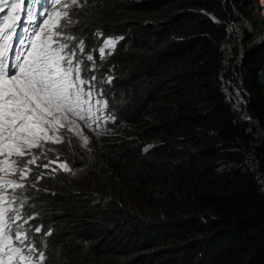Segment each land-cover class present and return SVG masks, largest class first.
Wrapping results in <instances>:
<instances>
[{"label": "trees", "instance_id": "16d2710c", "mask_svg": "<svg viewBox=\"0 0 264 264\" xmlns=\"http://www.w3.org/2000/svg\"><path fill=\"white\" fill-rule=\"evenodd\" d=\"M89 5L67 28L83 30L86 52L101 46L97 30L124 37L97 61L98 78L113 77L102 87L115 123L86 133L90 151L57 145L75 175L26 193L45 264H264V42L252 0Z\"/></svg>", "mask_w": 264, "mask_h": 264}, {"label": "snow or ice", "instance_id": "6c2138e0", "mask_svg": "<svg viewBox=\"0 0 264 264\" xmlns=\"http://www.w3.org/2000/svg\"><path fill=\"white\" fill-rule=\"evenodd\" d=\"M85 6H91L89 0H0V264L49 260L47 242L38 247L30 236L41 233L43 225L30 223L39 213L22 212L33 199L26 193L39 192L36 185L45 176L60 171L75 175V170L48 146L71 145L65 139L70 134L90 151L84 129L99 138L111 131L109 122L115 123L102 87L113 77L98 78L97 61L112 55L124 37L105 38L97 30L94 35L102 44L86 52L83 30L66 31L79 23L73 18Z\"/></svg>", "mask_w": 264, "mask_h": 264}, {"label": "rangeland", "instance_id": "374dc122", "mask_svg": "<svg viewBox=\"0 0 264 264\" xmlns=\"http://www.w3.org/2000/svg\"><path fill=\"white\" fill-rule=\"evenodd\" d=\"M253 4L255 5L259 16H260V23L262 26V33L259 36L258 39L262 40V42H264V0H252ZM235 40H233L234 42ZM233 42H229L226 46L227 49H229L231 47V45L233 44Z\"/></svg>", "mask_w": 264, "mask_h": 264}, {"label": "clouds", "instance_id": "9594fccd", "mask_svg": "<svg viewBox=\"0 0 264 264\" xmlns=\"http://www.w3.org/2000/svg\"><path fill=\"white\" fill-rule=\"evenodd\" d=\"M26 2H27V0H26ZM74 10H75V8H73V11H74ZM66 31H68V30L66 29ZM88 132H89V130L84 129V134H85V135H87L86 133H88ZM87 136H88V135H87ZM65 139H66V140L70 139L71 141L74 140V141H76V143L80 146V141H79L77 138H75V137H71L70 134H65ZM93 140H94V139H91V142H92ZM91 142H90V144H91ZM90 144H89V145H90ZM89 145H88V146H89ZM56 146H57V145H49L48 147H54V148L57 150V152H58V149H59V148L56 147ZM37 151H38V150H37ZM58 153H59V152H58ZM47 156H48V157H53V156H54V153H52V152H48V153H47ZM60 158H61V160H64L63 157L60 156ZM41 162H43V161H41ZM21 164H23V161H21ZM61 172H63V171H61ZM64 173H65V172H64Z\"/></svg>", "mask_w": 264, "mask_h": 264}]
</instances>
